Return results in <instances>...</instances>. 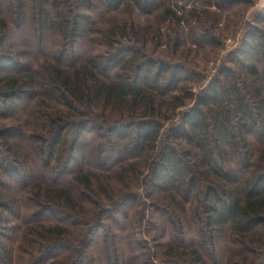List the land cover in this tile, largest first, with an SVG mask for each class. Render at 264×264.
<instances>
[{"label":"trees","instance_id":"1","mask_svg":"<svg viewBox=\"0 0 264 264\" xmlns=\"http://www.w3.org/2000/svg\"><path fill=\"white\" fill-rule=\"evenodd\" d=\"M191 1L0 0V264H264V9L164 135Z\"/></svg>","mask_w":264,"mask_h":264},{"label":"rangeland","instance_id":"2","mask_svg":"<svg viewBox=\"0 0 264 264\" xmlns=\"http://www.w3.org/2000/svg\"><path fill=\"white\" fill-rule=\"evenodd\" d=\"M226 1L192 0L185 5H179L175 9L176 13L180 15V18L185 12L186 15L179 21L181 30L172 28L174 31L178 30L181 35L182 45L179 46L178 51H175L177 47L174 48V45L170 44L166 38L163 40L165 46L157 47L151 43L148 51L144 49L147 55L156 61L183 66L185 72L182 74L180 88L194 95L192 100L185 102L184 107L174 111L171 119L165 123L164 135L194 104L197 93L217 75L221 67L226 65L228 56L234 53L244 41L249 25H253L256 15L264 9V0H242L243 2L237 5H229ZM162 16L161 12L151 16L139 15L138 22L142 30L151 32L165 23L161 19ZM173 26L176 25L173 24ZM202 35L212 37L217 47L195 43V40H203ZM162 36L166 34L163 33ZM181 94L182 91L173 95L177 97Z\"/></svg>","mask_w":264,"mask_h":264}]
</instances>
